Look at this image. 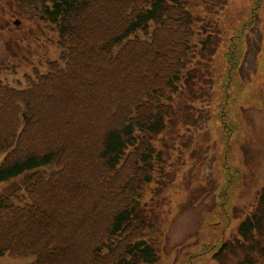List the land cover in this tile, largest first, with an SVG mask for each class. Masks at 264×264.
Returning <instances> with one entry per match:
<instances>
[{"label": "trees", "instance_id": "trees-1", "mask_svg": "<svg viewBox=\"0 0 264 264\" xmlns=\"http://www.w3.org/2000/svg\"><path fill=\"white\" fill-rule=\"evenodd\" d=\"M200 2L36 4L61 52L44 73L28 76L24 89L0 80V153L6 149L0 182L27 180L20 195L15 189L0 193V257L33 256L32 264H156L145 189L163 161L153 142L173 116ZM247 3L222 54L228 82L241 67L247 33L264 0ZM209 39L207 34L203 44ZM223 97L218 120L228 155L236 126L228 118V95ZM49 166L47 174H32ZM223 170L217 200L228 223L241 173L229 161ZM236 236L202 245L197 256L220 261L242 253L234 264H264V184Z\"/></svg>", "mask_w": 264, "mask_h": 264}, {"label": "rangeland", "instance_id": "rangeland-1", "mask_svg": "<svg viewBox=\"0 0 264 264\" xmlns=\"http://www.w3.org/2000/svg\"><path fill=\"white\" fill-rule=\"evenodd\" d=\"M197 1H201L196 9L197 35L174 96V113L167 129L153 142L163 161L145 189V203L151 212L148 238L157 248L156 264H234L240 260L242 253L234 256L236 259L228 256L220 261L197 255L204 244L237 237V226L254 209L264 184V4L247 33L241 67L228 82L222 54L247 0ZM36 4L0 0V80L17 89L27 87L26 78L34 71L44 73L47 63L61 52L55 29L40 20ZM207 34L211 39L205 45ZM227 95L228 118L236 126L227 140L228 155L218 120ZM5 155L6 149L0 153V164ZM227 161L241 173L228 223L217 200ZM52 169L49 166L32 174H47ZM26 182V175L0 182V193L15 189L20 195ZM34 260L33 256L4 255L0 264H32Z\"/></svg>", "mask_w": 264, "mask_h": 264}, {"label": "water", "instance_id": "water-1", "mask_svg": "<svg viewBox=\"0 0 264 264\" xmlns=\"http://www.w3.org/2000/svg\"><path fill=\"white\" fill-rule=\"evenodd\" d=\"M15 24H16V25H19V23H18V22H15Z\"/></svg>", "mask_w": 264, "mask_h": 264}]
</instances>
